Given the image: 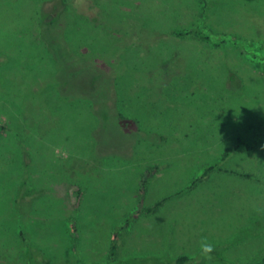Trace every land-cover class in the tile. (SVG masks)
<instances>
[{
  "label": "rangeland",
  "instance_id": "obj_1",
  "mask_svg": "<svg viewBox=\"0 0 264 264\" xmlns=\"http://www.w3.org/2000/svg\"><path fill=\"white\" fill-rule=\"evenodd\" d=\"M179 256L264 264V0H0V264Z\"/></svg>",
  "mask_w": 264,
  "mask_h": 264
},
{
  "label": "trees",
  "instance_id": "obj_2",
  "mask_svg": "<svg viewBox=\"0 0 264 264\" xmlns=\"http://www.w3.org/2000/svg\"><path fill=\"white\" fill-rule=\"evenodd\" d=\"M193 34H194V36L198 37L200 40H202V41H204L206 43L212 44L214 46L219 45V43L212 42L211 39L209 38V36L207 34H204V33L199 32V31H194ZM117 117H118V122L120 124H122V125L131 123L127 118H125L120 113H117ZM241 147H245L248 151L251 150L250 147L243 140H241L240 138H238L235 147L233 149L227 150L224 153V155H223V159L228 158L230 156V154H232L233 152H236ZM211 170L212 169L209 168V169H207V172L208 171H211ZM246 177H248V176L246 175ZM143 183H144V180L142 181V185H143ZM188 261H194V260H191V259L187 258L186 256H179V257L176 258L175 264H185Z\"/></svg>",
  "mask_w": 264,
  "mask_h": 264
},
{
  "label": "crops",
  "instance_id": "obj_3",
  "mask_svg": "<svg viewBox=\"0 0 264 264\" xmlns=\"http://www.w3.org/2000/svg\"><path fill=\"white\" fill-rule=\"evenodd\" d=\"M150 210V209H148ZM122 228V227H120ZM123 231V230H122ZM22 230L21 229H18L17 233L14 235V239H13V242L11 244V251L16 254L17 252L20 251V247L22 248V246H24V241L21 237V234H22ZM115 237H113L112 241L110 242L109 244V247H108V252H109V255L111 256V254L113 253V251H115L116 249V242H115ZM21 240L23 242H21ZM111 253V254H110ZM111 258V257H110ZM112 259V258H111Z\"/></svg>",
  "mask_w": 264,
  "mask_h": 264
},
{
  "label": "clouds",
  "instance_id": "obj_4",
  "mask_svg": "<svg viewBox=\"0 0 264 264\" xmlns=\"http://www.w3.org/2000/svg\"><path fill=\"white\" fill-rule=\"evenodd\" d=\"M212 251V246L211 244L205 242V241H202L201 242V252L203 254H208Z\"/></svg>",
  "mask_w": 264,
  "mask_h": 264
}]
</instances>
